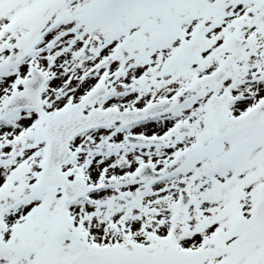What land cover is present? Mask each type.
<instances>
[{
    "label": "snow or ice",
    "instance_id": "6c2138e0",
    "mask_svg": "<svg viewBox=\"0 0 264 264\" xmlns=\"http://www.w3.org/2000/svg\"><path fill=\"white\" fill-rule=\"evenodd\" d=\"M0 264H264V0H0Z\"/></svg>",
    "mask_w": 264,
    "mask_h": 264
}]
</instances>
